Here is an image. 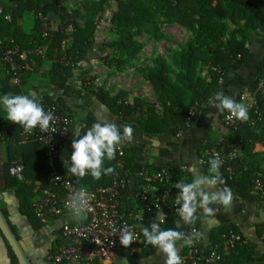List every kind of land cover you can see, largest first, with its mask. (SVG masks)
Here are the masks:
<instances>
[{"label": "crops", "instance_id": "1", "mask_svg": "<svg viewBox=\"0 0 264 264\" xmlns=\"http://www.w3.org/2000/svg\"><path fill=\"white\" fill-rule=\"evenodd\" d=\"M237 2L243 8L253 12L255 18L252 16L251 23L245 18L240 19L238 24L242 26L241 31L235 33V39L243 41L247 49L246 61L238 69L231 67L225 74V80L224 78L219 80L221 85L217 93L222 92L225 96L231 97L235 101L238 99L240 92L246 88L253 91L264 88V86L259 87L257 81L261 74L258 71V67L264 61V17L262 13L258 12V8L252 5L248 6L245 0H238ZM16 5L17 0H0V7L10 16H12ZM226 21L234 27L238 26L237 23L228 19ZM12 28L26 33L32 42L37 30H39L36 26L34 13L28 10H25L20 17H17ZM55 29H57L56 25L49 28V31ZM12 32L6 33L4 36L12 38ZM31 57L33 56H29L23 61V80L17 88L13 86L11 75L0 62V94L15 95L34 92L41 100L57 99L63 105L71 121L72 130L76 125L82 126L87 116L91 117L95 122L114 123L121 132H123L125 127H131V140L125 137L122 141L127 147L125 165L129 170H131L132 165L145 162H149L155 167H173L178 164H187L190 166L187 178L189 183L202 178L210 179L214 175L210 173V167L198 163L199 154L205 146L216 143L226 132V129L220 120L222 113L209 103L204 111L197 116L196 120L185 128L181 135L167 132L147 133L139 126V122L145 121L148 115L144 119L139 118L137 121L134 119V113L129 117H121L114 114L93 93V91L103 90L109 96H117L120 92L111 94L107 88H87L83 84L86 72L71 70V75L66 79L69 84L74 86L75 92L68 96L64 95L63 91L55 85V78L60 74L55 73L53 69L56 53L52 58L44 57L42 60L40 58L38 60L32 59ZM122 99L120 96L118 102L124 101ZM123 103L132 105L127 101ZM153 113L160 120L164 119L163 107L158 111L154 110ZM3 117L4 113L0 112V122L2 123L0 124L2 125V127L0 126L1 187L5 184L4 164L14 160H22L23 158H38L40 151L43 150L42 146L39 145H18L15 139L18 136V125L7 121ZM169 119L171 120L172 116L169 115ZM257 134V139L250 147L245 148L243 146L238 157L233 161V165L250 172L252 180L260 177L264 182V131H258ZM73 138L74 135L72 133L70 140L63 147L59 160V164L63 168H66L63 161L66 154L71 152ZM134 177L132 173L129 176L131 187L135 186L136 179ZM42 178V174L34 175V167H31L28 170V174H26V180L29 183L34 180L31 201L37 195ZM244 183L246 184V182ZM85 184L91 186L88 183ZM225 186L233 193L231 205L225 208L222 205L214 204L217 207L214 208L215 215L212 217H205L203 210L200 209L201 221L198 226L200 236L194 239V243L200 248L209 250L220 241V232L229 226H233L245 236L254 250L264 253V233L257 230L260 224H264V199L243 197L229 188V185H220L219 183L214 186L204 184L203 189L205 192L213 194L225 190ZM0 193L2 195L0 207L8 214V218L15 227L20 237V242L32 264H48V255L53 250L62 244L70 243L69 240L61 236L60 231L64 224L75 221L72 217L58 216L46 222H40L36 219L33 221L31 216L25 212L26 207L20 205L19 198L13 190L0 191ZM250 194L252 193L250 192ZM170 227L175 228L172 224H170ZM178 247L179 254H184L186 246L183 245L182 241L178 242ZM240 254L241 250L237 251L232 257L231 263H234ZM165 259V254L154 247L149 250V254L143 256L131 255L126 248H121L115 252L112 260L95 264H161ZM0 264H9L7 247L1 234Z\"/></svg>", "mask_w": 264, "mask_h": 264}, {"label": "trees", "instance_id": "2", "mask_svg": "<svg viewBox=\"0 0 264 264\" xmlns=\"http://www.w3.org/2000/svg\"><path fill=\"white\" fill-rule=\"evenodd\" d=\"M107 1L108 0H88L87 2L89 5L86 9L88 16L85 20V24L80 26L73 21L71 22V24L74 26L73 43L70 50L65 53L67 56H65V58H73L74 55L81 54L85 51V49L92 46L94 39V29L96 26L94 15L102 10V7ZM237 1L238 0H117V8L113 12L112 19L119 27L124 28L126 26H138L142 23H146L148 21L150 22L155 16L156 11H161L166 20L178 22L182 26L192 30H196V27H198L200 34L203 37L208 40H214L224 35L223 20L228 19L231 22L238 24L239 20L242 18H245L250 23L252 16L255 18L253 12H251L249 9L243 8ZM245 1L248 6L252 5L258 8V12L262 13L264 17V0ZM25 10L32 11L34 14H49L50 12H53L60 18V24L61 22L70 23L69 21H66L68 19L67 12L59 8L57 0H17V5L14 8V12L10 18V21H5L3 18H0V35L5 37L4 35H6V33L13 31L12 39L22 47L26 45V48H31L32 40L28 35H26V33L20 32L19 30L13 29L12 27L17 17H20ZM4 12L6 13L5 10ZM35 22H37V20ZM233 33L234 34L231 35L233 37L230 36L226 41V47L224 49L219 47L213 48L211 55L204 51L198 50L193 46H190L188 55L185 56L184 62L180 65L181 69L175 72L176 82L173 84L170 83V79L166 74L169 70L168 66L161 65L159 71H148L147 78L150 80L156 90L161 91L160 99L164 108V119L160 120L153 112H150L145 121L139 122V126L145 132H167L175 134L178 131V125H182L184 130L187 128L184 125V122L187 111L193 103L197 102L200 106L197 116L200 115L202 111H204L210 97H213L219 90L221 85L219 83L220 78H224L225 80V74L231 67L233 69H238L247 59L248 52L244 46V42L237 41L235 39V32ZM50 34L51 40L47 48V56L45 57L52 58L56 53V60L53 64V69L55 73L60 74L57 76V78H55V85L57 88L63 91L64 95L68 96L75 92V88L73 85L69 84L66 79L72 73L71 65L65 64L62 61V55L59 54L65 34L63 28H61L60 25L57 29L50 31ZM119 42H122V51L128 49L129 40L127 35H121ZM42 59L43 58H40V60ZM198 61L214 68L219 66L220 69H215L214 72H211L209 75L210 79L207 82V80L197 76L195 73V65ZM0 62L7 70L6 65L1 61V59ZM258 71L259 73L264 72V61L260 63ZM86 87L89 88V86ZM263 91L264 88L257 91V99L259 100V109L264 114ZM93 93L97 99L106 105L114 114H117L121 117H129L132 113H134L135 121L139 119L137 116H135V108L139 105L138 102H135L133 105H128L123 102L119 103L118 98L120 97L121 93H119L117 96H109V94L105 93L103 90L93 91ZM188 96H190V99L188 103H186L184 100ZM50 100L52 99L41 100V102H47ZM175 108L176 110H174ZM225 114L226 112L220 115L221 123L226 129V132L222 137L224 138L225 143L229 146L241 143L244 144L245 148H248L257 139V132L264 131V123L257 124L256 126H250L248 123L244 122L239 124L237 128H228L222 121V118ZM169 115L172 116L171 120L169 119ZM197 116L192 121V123L196 120ZM94 122L95 121L91 117L87 116L83 121L81 129L82 134ZM0 124L2 123L0 122ZM0 126L2 127V125ZM18 137L19 126L18 136L15 138L16 141L18 140ZM28 145L36 146L35 144ZM42 148L43 150L40 151L38 158H23L22 160H18L25 165V180L22 182L17 181L9 175L8 168L10 163L7 162L4 164L5 184L2 187L0 185V191H14L16 196L19 198L20 205L22 207H26L25 212L31 216L33 221L36 218L30 210V205L31 196L34 190V180L29 183L26 180V174H28V170L31 167H34V175H43L40 188L45 186V181L47 178V165L45 160V150L43 146ZM142 165V163L132 165L130 168L131 173L134 174L137 172V170L140 169ZM107 166H111V161L105 162V167ZM220 172L225 180V183L220 185H229V188L233 189L235 193L249 199H264L262 196L250 194V187L253 182L250 172L244 171L240 168H238L232 176H230L223 168H220ZM112 176L113 175L111 173L107 176L102 175L100 180H94L90 175H88L83 177V181L90 184L92 187L106 186L110 184ZM134 176L136 179L135 186L131 187L132 185L129 184L123 194L122 199L126 207H130L138 201V195L141 189V181L135 174ZM244 182H246V184ZM211 207L216 208L217 206L212 205ZM1 209L8 218L6 211L3 208ZM178 220L180 219L171 218L162 227L172 228L170 227V224L176 227V221ZM200 221L201 217L197 223V228L200 224ZM9 223L20 240V237L18 236L16 229L10 220ZM180 223L181 227L178 230L189 235L187 232V225L183 224L182 221ZM229 229H233L241 233L236 227L229 226L223 229L219 235L221 236L222 233L228 231ZM257 230L264 233V224H260ZM3 240L7 247L9 264H18L15 255L13 254L4 237ZM139 245L141 249L134 254L135 256L149 254V250L152 249V247L150 248L151 245L146 244L144 237L142 243ZM193 245L198 247L203 252V254L208 253L210 250L200 248L194 243V241ZM240 250L241 254L236 258L237 260L235 259V262L231 264H264V253L254 250L252 245H247ZM53 252L54 250L48 255V258ZM48 258V264H53Z\"/></svg>", "mask_w": 264, "mask_h": 264}, {"label": "built area", "instance_id": "3", "mask_svg": "<svg viewBox=\"0 0 264 264\" xmlns=\"http://www.w3.org/2000/svg\"><path fill=\"white\" fill-rule=\"evenodd\" d=\"M41 19L42 15H40ZM0 18L10 21L11 16L0 7ZM45 36L48 35L46 31ZM28 56L44 58V54L36 47L25 49L16 43L12 38L7 39L0 35V59L6 65L8 73L11 75L13 86L19 87L23 80V61ZM65 64L72 65V58H62ZM215 69H220L216 66ZM258 86H264V72L258 77ZM237 103L248 107L249 119L240 121L229 118L228 113L223 116L222 121L228 128H237L241 123H248L250 126L264 123V114L259 109L257 91L244 89L240 92ZM46 110L53 111L56 117V130L52 133L41 132L39 129L33 133H25L19 126V137L16 143L21 146L35 144L44 147L45 160L47 165V178L45 186L40 188L35 198L31 201L30 210L37 220L46 222L58 216H71L65 207L67 201L72 199L81 189L88 200V208L91 210L83 220H75L66 223L61 227V236L69 240L70 243L57 247L49 256L53 264H95L97 262H107L112 260L115 252L125 248L120 243V233L113 232V228L123 229L126 225L136 224L135 231L138 239L126 249L131 255L140 251L139 244L142 243L143 236L140 228L149 226L155 221L159 211L167 215L166 222L171 218L180 217L177 214L178 205L175 198L178 189L175 188L177 182L189 183L188 175L190 166L178 164L173 167H155L149 162L143 163L140 169L134 174L141 181V189L138 201L130 207H126L123 202V194L130 183L131 171L125 165V154L127 147L121 143L116 158L111 161L114 168L112 180L106 186L92 187L83 182V178H76L67 173L66 168L59 164L63 147L72 136V125L63 105L52 99L42 102ZM199 104L193 103L186 114L184 125L190 126L199 112ZM177 135L184 131L182 125L177 126ZM244 144L238 143L229 146L221 137L213 145L205 146L198 158V163L210 167V160L219 157L220 168L232 176L239 168L233 165V161L238 157ZM228 147V148H227ZM9 175L19 182L25 180V165L18 160L10 162L8 168ZM228 189V187H224ZM250 192L255 196L264 197V182L260 177L253 179ZM142 216L138 220L137 216ZM197 219L194 224L187 225V232L190 235L193 231L198 232L197 223L201 217V210L196 213ZM165 222V223H166ZM165 225V224H164ZM162 225V226H164ZM249 245L245 236L233 229H229L220 236V241L214 245L206 254L193 244L186 246L185 253L180 255L183 264H231L234 254ZM161 264H165V261Z\"/></svg>", "mask_w": 264, "mask_h": 264}, {"label": "rangeland", "instance_id": "4", "mask_svg": "<svg viewBox=\"0 0 264 264\" xmlns=\"http://www.w3.org/2000/svg\"><path fill=\"white\" fill-rule=\"evenodd\" d=\"M87 1L57 0L59 8L67 12L68 19L66 21L70 23L61 22L60 24V18L53 12L34 14L39 30L34 37L32 47L26 48L25 45L23 48L28 50L36 47L45 57L51 40L49 28L55 25L58 28L60 25L65 38L59 54L64 58L73 43L74 26L71 22L80 26L85 24L88 16L86 9L89 5ZM116 8L117 0H108L102 10L94 15L96 26L92 46L85 49L83 53L74 55L71 68L79 72H86L83 80L84 85L94 89L107 88L111 94L122 92L120 94L122 100L132 105L138 102L135 116L142 119L149 112L158 111L163 107L160 99L161 91L156 90L147 78L148 71H159L161 65L168 66L169 70L166 74L170 83L173 84L176 82L175 72L181 69L180 65L188 55L190 46L211 55L213 48L224 49L226 41L234 34L233 32L241 31L242 28L241 25L234 27L228 21L223 20L224 35L218 39L208 40L200 34L198 27L196 30H192L178 22L168 21L161 11H156L150 22L123 28L117 26L112 19ZM46 31L48 32L47 36L43 35ZM123 34L128 36L129 45L127 50L122 51V42L120 43L119 40ZM5 38L8 39V37ZM31 58L39 59L37 56ZM214 71V67L200 61L195 65L196 75L204 78L207 82L210 79L209 75ZM189 99L190 96L186 97L184 101L188 103Z\"/></svg>", "mask_w": 264, "mask_h": 264}, {"label": "clouds", "instance_id": "5", "mask_svg": "<svg viewBox=\"0 0 264 264\" xmlns=\"http://www.w3.org/2000/svg\"><path fill=\"white\" fill-rule=\"evenodd\" d=\"M208 103L221 113L227 112L229 118L240 121L249 119L248 107L237 103L231 97L225 96L222 92L210 97ZM0 112L4 113L7 121L22 127L25 133L31 134L39 129L41 132L52 133L56 130V117L53 111L46 110L41 99L34 92L27 94H0ZM80 125H76L71 133L74 138L71 143V152L66 154L64 165L69 175L76 178H83L90 175L94 180H100L102 175L107 176L114 172L112 166L105 167L106 161L116 158L119 146L125 137L132 138V128L125 127L123 132L114 123L94 122L86 131H81ZM221 160L217 156L210 160V173L214 174L210 179L202 178L193 180L190 183L177 182L175 188L178 194L175 204L178 205L177 214L180 220L176 221L175 228H163L167 220V215L159 211L155 221L149 226L140 228L146 244L158 249L165 254V264H183L179 254L178 242H183L184 246H191L194 239L200 236L199 232L193 231L190 235L178 229L181 221L185 225L196 222L198 209L203 210L205 217L215 215V209L211 205L219 204L228 208L233 200V193L229 189L209 194L204 191L203 185L224 184L225 180L220 172ZM65 207L75 220H83L91 210L88 208V200L84 196L83 189L72 199L67 201ZM137 219H142L138 215ZM136 224L126 225L122 230L113 228V232L120 233V243L127 248L138 239L135 229ZM75 264V260L73 261Z\"/></svg>", "mask_w": 264, "mask_h": 264}, {"label": "water", "instance_id": "6", "mask_svg": "<svg viewBox=\"0 0 264 264\" xmlns=\"http://www.w3.org/2000/svg\"><path fill=\"white\" fill-rule=\"evenodd\" d=\"M2 195L0 193V200ZM0 232L7 244L11 248L13 254L15 255L18 264H32L31 260L27 256L20 240L18 239L16 233L12 229L11 224L9 223L8 218L4 214L3 210L0 207Z\"/></svg>", "mask_w": 264, "mask_h": 264}]
</instances>
